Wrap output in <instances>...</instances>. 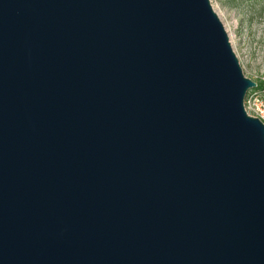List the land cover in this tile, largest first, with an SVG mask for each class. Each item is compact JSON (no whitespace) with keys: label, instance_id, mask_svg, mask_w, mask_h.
Returning a JSON list of instances; mask_svg holds the SVG:
<instances>
[{"label":"water","instance_id":"95a60500","mask_svg":"<svg viewBox=\"0 0 264 264\" xmlns=\"http://www.w3.org/2000/svg\"><path fill=\"white\" fill-rule=\"evenodd\" d=\"M210 0H0V264H264V122Z\"/></svg>","mask_w":264,"mask_h":264},{"label":"rangeland","instance_id":"374dc122","mask_svg":"<svg viewBox=\"0 0 264 264\" xmlns=\"http://www.w3.org/2000/svg\"><path fill=\"white\" fill-rule=\"evenodd\" d=\"M243 74L257 83L248 97L264 109V0H210Z\"/></svg>","mask_w":264,"mask_h":264},{"label":"built area","instance_id":"2783aa9c","mask_svg":"<svg viewBox=\"0 0 264 264\" xmlns=\"http://www.w3.org/2000/svg\"><path fill=\"white\" fill-rule=\"evenodd\" d=\"M244 108L247 114L257 117L264 122V109L257 104V98L248 97L247 94L244 100Z\"/></svg>","mask_w":264,"mask_h":264},{"label":"bare ground","instance_id":"6f19581e","mask_svg":"<svg viewBox=\"0 0 264 264\" xmlns=\"http://www.w3.org/2000/svg\"><path fill=\"white\" fill-rule=\"evenodd\" d=\"M219 15V14H218ZM219 17H220V15H219Z\"/></svg>","mask_w":264,"mask_h":264}]
</instances>
